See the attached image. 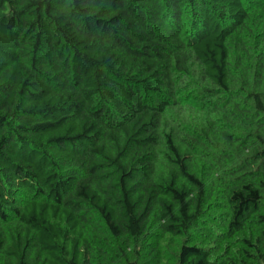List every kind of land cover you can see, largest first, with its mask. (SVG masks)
<instances>
[{
    "label": "trees",
    "instance_id": "obj_1",
    "mask_svg": "<svg viewBox=\"0 0 264 264\" xmlns=\"http://www.w3.org/2000/svg\"><path fill=\"white\" fill-rule=\"evenodd\" d=\"M0 264H264V0H0Z\"/></svg>",
    "mask_w": 264,
    "mask_h": 264
}]
</instances>
